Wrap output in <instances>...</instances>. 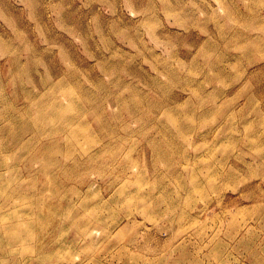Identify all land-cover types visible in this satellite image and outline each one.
<instances>
[{
	"label": "rangeland",
	"instance_id": "1",
	"mask_svg": "<svg viewBox=\"0 0 264 264\" xmlns=\"http://www.w3.org/2000/svg\"><path fill=\"white\" fill-rule=\"evenodd\" d=\"M10 143L0 264H264V0H0Z\"/></svg>",
	"mask_w": 264,
	"mask_h": 264
},
{
	"label": "bare ground",
	"instance_id": "2",
	"mask_svg": "<svg viewBox=\"0 0 264 264\" xmlns=\"http://www.w3.org/2000/svg\"><path fill=\"white\" fill-rule=\"evenodd\" d=\"M36 100H38V99H36ZM35 100V101H36ZM54 107H56V113L54 114H44L45 112H43V110L41 109V110H39V112H38V114H37V120L40 122V126H42L43 124H49V123H51V122H53L54 120H57V118H61L60 120H62V121H68V124H66V125H69V127H70V125H74V127H75V118L74 117H72L71 116V111H72V109L73 108H71V106H69V104H68V106H64V104H62V102L63 101H61V100H59L58 98H57V95L54 97ZM37 103V102H36ZM64 103V102H63ZM14 110H12L11 112H13ZM73 112V111H72ZM81 113V112H80ZM9 115V114H8ZM13 115V114H12ZM56 115V116H55ZM76 116V115H75ZM115 117V116H114ZM10 118V117H9ZM13 119V122H14V118H12ZM10 120V119H9ZM58 121V120H57ZM56 121V122H57ZM10 122V121H9ZM12 122V121H11ZM16 123V122H15ZM12 124V123H11ZM14 124V123H13ZM12 124V125H13ZM64 124V123H63ZM8 125H10V124H8ZM55 125V124H54ZM61 125H62V123H61ZM65 125V126H66ZM56 126V125H55ZM54 126V127H55ZM64 127V126H63ZM73 127V126H72ZM49 128V127H48ZM59 128V127H58ZM54 129V128H53ZM57 129V128H56ZM68 130V129H67ZM92 130V129H91ZM38 132V131H37ZM41 133V132H40ZM46 133V132H45ZM69 133V132H68ZM68 133H67V135H68ZM73 133H81V131L79 130V129H76L75 128V130H74V132ZM47 134V133H46ZM45 134V135H46ZM48 134H49V132H48ZM52 134V133H51ZM44 135V136H45ZM35 136H37V135H35ZM50 136V135H49ZM49 139H50V137H49ZM17 140V139H16ZM16 140H13V141H16ZM38 140V139H37ZM18 141H19V139H18ZM57 141V140H56ZM68 142H69V140H68ZM54 144V143H53ZM72 145V144H71ZM75 145V144H74ZM21 146V145H20ZM19 147V146H18ZM43 147V146H42ZM15 148H17V147H15V145H13L12 143H10V146H9V144L7 145V147H6V149H7V151L6 152H4V155L3 156H0V168L1 167H3V166H8V164H7V157H8V155H10L11 153H13L14 152V149ZM44 148V147H43ZM48 148V147H47ZM46 148V149H47ZM57 150V149H56ZM13 151V152H12ZM47 151V150H46ZM44 152V151H43ZM51 152V151H50ZM42 154V153H41ZM46 155V154H45ZM49 157H50V155H49ZM82 157V156H81ZM86 157H87V155H86ZM92 159V158H91ZM87 160V159H86ZM63 167H65V166H63ZM67 167V166H66ZM71 168H72V166H70ZM59 168V167H58ZM68 168V167H67ZM22 169V168H21ZM56 170V169H55ZM65 170V169H64ZM23 171V170H22ZM56 171H58V170H56ZM62 171V170H61ZM66 172V171H65ZM52 173V172H51ZM55 173V172H54ZM57 173V172H56ZM63 173V172H62ZM66 173H68V172H66ZM65 173V174H66ZM51 175V174H50ZM0 180L1 181H4V180H8V179H2V176H0ZM14 182V181H13ZM46 184V183H45ZM12 185H13V183H12ZM20 186V185H19ZM21 187V186H20ZM34 189V188H33ZM44 189V188H43ZM12 190H14V189H12ZM11 190V191H12ZM49 190V189H48ZM8 190H4V191H2V192H0L1 194H5V192H6V194H7V196L10 198V194H11V192H7ZM51 191V190H50ZM23 192V191H22ZM34 192H36V191H34ZM52 192V191H51ZM26 194V193H25ZM44 196V195H43ZM1 197L3 198V196L1 195ZM16 197H18V196H16ZM34 197V196H33ZM51 197H52V195H51ZM15 197H13V199H14ZM12 199V198H11ZM30 200V199H29ZM58 200V199H57ZM62 202V201H61ZM11 203V202H10ZM27 203V202H26ZM57 203H59V202H57ZM56 203V204H57ZM21 204H23V203H21ZM11 205V204H10ZM13 206H15V205H13ZM49 206V205H48ZM43 207V206H42ZM48 210V209H47ZM32 212V211H31ZM36 213V212H35ZM51 213V212H50ZM34 215V214H33ZM39 215V214H38ZM37 215V216H38ZM35 217V216H34ZM37 218V217H36ZM56 218V217H55ZM40 219V218H39ZM51 219V218H50ZM54 219V218H53ZM70 219V218H69ZM68 219V220H69ZM35 220V219H34ZM42 220V219H41ZM30 221V220H29ZM32 222V221H31ZM36 222V221H35ZM48 222H49V220H48ZM74 223V222H73ZM46 224V223H45ZM54 225H55V223H54ZM65 225V224H64ZM36 226V225H35ZM59 227V226H58ZM40 229V228H39ZM1 237V236H0ZM7 237V236H6ZM37 237V236H36ZM42 241V240H41ZM43 241H45V240H43ZM34 244V243H33ZM37 245V244H36ZM35 246V245H34ZM33 248V247H32ZM30 249V248H29ZM35 249V248H34ZM46 248H44V250H45ZM51 249V248H50ZM28 250V249H27ZM31 250V249H30ZM48 250V249H47ZM28 252V251H27ZM27 254V253H26ZM28 255V254H27ZM26 255V256H27ZM20 257V256H19ZM27 258V257H26ZM19 259V258H18ZM17 263V262H16ZM23 263V262H22Z\"/></svg>",
	"mask_w": 264,
	"mask_h": 264
}]
</instances>
